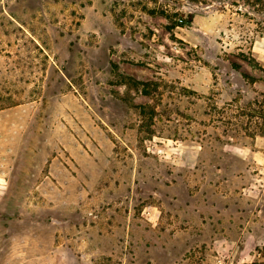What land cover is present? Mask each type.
<instances>
[{"label": "rangeland", "instance_id": "374dc122", "mask_svg": "<svg viewBox=\"0 0 264 264\" xmlns=\"http://www.w3.org/2000/svg\"><path fill=\"white\" fill-rule=\"evenodd\" d=\"M0 264H264V0H0Z\"/></svg>", "mask_w": 264, "mask_h": 264}, {"label": "trees", "instance_id": "16d2710c", "mask_svg": "<svg viewBox=\"0 0 264 264\" xmlns=\"http://www.w3.org/2000/svg\"><path fill=\"white\" fill-rule=\"evenodd\" d=\"M189 1L196 2L197 0H189ZM192 19H193V15L190 14V15H189V19H188V21H192Z\"/></svg>", "mask_w": 264, "mask_h": 264}]
</instances>
